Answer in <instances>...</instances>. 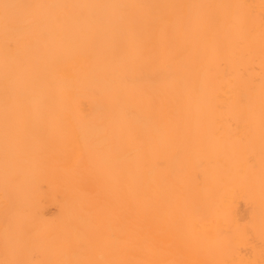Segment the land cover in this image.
I'll list each match as a JSON object with an SVG mask.
<instances>
[{"label": "bare ground", "instance_id": "1", "mask_svg": "<svg viewBox=\"0 0 264 264\" xmlns=\"http://www.w3.org/2000/svg\"><path fill=\"white\" fill-rule=\"evenodd\" d=\"M0 264H264V0H0Z\"/></svg>", "mask_w": 264, "mask_h": 264}]
</instances>
